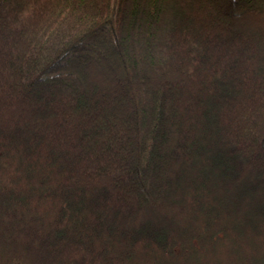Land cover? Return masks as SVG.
<instances>
[{
	"label": "trees",
	"instance_id": "obj_1",
	"mask_svg": "<svg viewBox=\"0 0 264 264\" xmlns=\"http://www.w3.org/2000/svg\"><path fill=\"white\" fill-rule=\"evenodd\" d=\"M0 264H264V0H0Z\"/></svg>",
	"mask_w": 264,
	"mask_h": 264
},
{
	"label": "rangeland",
	"instance_id": "obj_2",
	"mask_svg": "<svg viewBox=\"0 0 264 264\" xmlns=\"http://www.w3.org/2000/svg\"><path fill=\"white\" fill-rule=\"evenodd\" d=\"M149 56L152 58V56H154V55H153L152 52H150ZM152 63H153V64H151L150 62H147V67L145 68V69H146L145 72H146L147 74H155L156 69L159 67V64H156L155 61H153ZM153 66H154L155 68H154Z\"/></svg>",
	"mask_w": 264,
	"mask_h": 264
}]
</instances>
